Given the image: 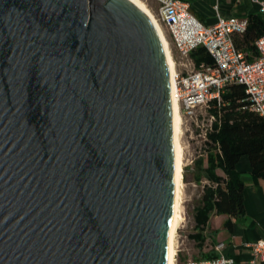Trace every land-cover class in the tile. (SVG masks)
<instances>
[{
	"label": "water",
	"instance_id": "95a60500",
	"mask_svg": "<svg viewBox=\"0 0 264 264\" xmlns=\"http://www.w3.org/2000/svg\"><path fill=\"white\" fill-rule=\"evenodd\" d=\"M173 119L130 0H0V264H165Z\"/></svg>",
	"mask_w": 264,
	"mask_h": 264
},
{
	"label": "built area",
	"instance_id": "2783aa9c",
	"mask_svg": "<svg viewBox=\"0 0 264 264\" xmlns=\"http://www.w3.org/2000/svg\"><path fill=\"white\" fill-rule=\"evenodd\" d=\"M155 1V9L151 10L153 17L160 27L163 25L166 28L168 39L178 56L187 59V62H179L182 65L191 64L183 70L173 71L178 112L191 116L198 105L205 109L208 99L213 96L217 98L225 82L235 80L243 84L248 107L264 117V29L254 37L256 53L248 59L232 39L233 32L243 29L245 15L216 14L213 22L203 23L190 12L186 0ZM253 1L258 10L264 13V0ZM196 44L203 45L210 54V63H192L188 50ZM208 115L211 117V114ZM246 243L250 255L243 264H257L258 259L264 256V238H255ZM174 252L171 264H230L232 261L230 255L223 253L175 257Z\"/></svg>",
	"mask_w": 264,
	"mask_h": 264
},
{
	"label": "trees",
	"instance_id": "16d2710c",
	"mask_svg": "<svg viewBox=\"0 0 264 264\" xmlns=\"http://www.w3.org/2000/svg\"><path fill=\"white\" fill-rule=\"evenodd\" d=\"M245 16L243 29L233 32L232 39L250 59L256 53L253 39L264 29V19L255 11ZM188 55L194 65L199 61L211 62L201 44L190 48ZM205 111L211 117L203 131V150L194 158V177L199 179L202 174L205 181L192 207V229L187 232L198 248L211 212L234 215L242 211L243 181L235 167L240 154L246 155L251 175L264 180V117L248 107L243 84L235 80L225 82L219 96L208 99ZM228 221L227 217L225 224Z\"/></svg>",
	"mask_w": 264,
	"mask_h": 264
},
{
	"label": "crops",
	"instance_id": "0c3cea01",
	"mask_svg": "<svg viewBox=\"0 0 264 264\" xmlns=\"http://www.w3.org/2000/svg\"><path fill=\"white\" fill-rule=\"evenodd\" d=\"M143 1L150 11L155 9V0ZM186 1L190 12L203 23L213 22L216 14L223 16L246 15L249 11L257 12L264 19V13L258 10L256 2L253 0ZM235 167L239 170L243 181L241 188L242 211L234 215L223 211L211 212L203 226L204 238L200 241V247L194 246L196 256L223 253L232 257L230 264H243L250 255L246 242L255 238H264V180L251 175L245 154L238 156ZM217 171L220 170L217 169ZM227 217L229 221L225 224ZM218 242L221 244L216 246L215 244ZM257 264H264V256L258 259Z\"/></svg>",
	"mask_w": 264,
	"mask_h": 264
},
{
	"label": "rangeland",
	"instance_id": "374dc122",
	"mask_svg": "<svg viewBox=\"0 0 264 264\" xmlns=\"http://www.w3.org/2000/svg\"><path fill=\"white\" fill-rule=\"evenodd\" d=\"M150 1V0H147ZM166 38L169 53L174 60V70H183L189 67L190 62L182 65L179 60L187 62L186 58L179 57L166 34V28L161 25ZM209 115L202 105L195 107L191 116L179 112L178 140L181 146V174H182V202L177 225L173 233L172 243L175 249L174 256L196 255L193 240L187 235L192 229V207L198 200L201 183L205 181L201 174L199 179L194 177V158L203 150L204 129L209 122Z\"/></svg>",
	"mask_w": 264,
	"mask_h": 264
},
{
	"label": "bare ground",
	"instance_id": "6f19581e",
	"mask_svg": "<svg viewBox=\"0 0 264 264\" xmlns=\"http://www.w3.org/2000/svg\"><path fill=\"white\" fill-rule=\"evenodd\" d=\"M130 1L133 2L143 12H145V14L150 18V20L154 24L160 38V42L167 66L168 97H169V105L173 119V137L171 142L172 202H171L169 223L165 236L167 241V258L165 264H171L172 256L174 252V246L172 243L173 233L178 222V218L181 211V202H182V190H181L182 174H181V158H180L181 146L178 140V133H177L178 123H179V112L177 109L176 96L174 94V79H173L174 64L168 50L166 38L161 30L160 25L153 17L148 6L144 3L143 0H130Z\"/></svg>",
	"mask_w": 264,
	"mask_h": 264
}]
</instances>
